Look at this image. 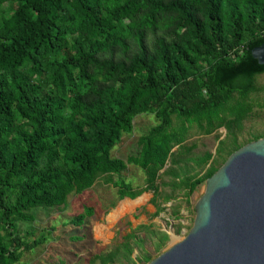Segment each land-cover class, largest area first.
Masks as SVG:
<instances>
[{"label":"trees","instance_id":"obj_1","mask_svg":"<svg viewBox=\"0 0 264 264\" xmlns=\"http://www.w3.org/2000/svg\"><path fill=\"white\" fill-rule=\"evenodd\" d=\"M7 2L15 8L0 9V264H17L22 249L45 242L17 232L16 222L35 220L34 208L64 205L127 164L143 171L145 184L114 182L119 199L159 195L156 180L167 166L172 192L187 203L233 151L263 137L238 141L264 74L251 55L264 43V0H0V7ZM141 113L157 123L139 137V151L112 157ZM192 126L206 135L226 129L219 164L210 152L189 155ZM92 214L85 206L68 223L80 226ZM167 239L160 233L155 247ZM122 251L130 264L152 260L133 259L128 244ZM116 256L97 257L115 264Z\"/></svg>","mask_w":264,"mask_h":264},{"label":"rangeland","instance_id":"obj_2","mask_svg":"<svg viewBox=\"0 0 264 264\" xmlns=\"http://www.w3.org/2000/svg\"><path fill=\"white\" fill-rule=\"evenodd\" d=\"M14 8L13 2H7L0 7L4 15H9ZM255 83L258 91L249 94L254 107L239 130L240 143L247 142L254 135L264 137V74L256 76ZM173 121L175 123L177 119L174 118ZM132 123L131 132H123L120 141L111 149L112 157L126 159L128 155L136 154L140 149L139 137L156 125L157 120L153 113H141L134 117ZM224 133L226 134V129L223 126L210 135L190 129L185 143L194 147L189 155L202 156L204 151L209 150L219 164L225 155L217 154L216 148L219 136ZM164 168L159 171L156 180L159 195L153 198L152 192H143L135 198H143L141 203H131L133 206L116 218H111L110 214L125 200L135 199H119L118 187L114 182L122 180L134 189L145 184L143 171L134 164H127L119 174H113L111 182H106L107 176L103 175L83 192L70 193L64 205L30 210L35 220L16 222L17 232L27 241L41 235H44L46 240L32 249H22L17 264H101L97 256L112 251L117 253L115 264H130V257H123L122 248L125 244L132 246L133 259L144 253L151 254L152 259L155 258L187 234L195 217V202L205 189L204 181L195 188L186 203L182 192H172L170 184L174 179L163 173ZM167 194H172L173 199L165 202L163 198ZM154 203H158L160 211H157ZM85 206L91 207L93 214L86 217L80 226L68 223L70 219L82 213ZM176 210L178 212L175 214ZM27 231L31 234H26ZM162 232L168 234V239L156 248ZM0 233H3L1 229ZM130 233L141 242V246H136L133 239L128 238Z\"/></svg>","mask_w":264,"mask_h":264},{"label":"water","instance_id":"obj_3","mask_svg":"<svg viewBox=\"0 0 264 264\" xmlns=\"http://www.w3.org/2000/svg\"><path fill=\"white\" fill-rule=\"evenodd\" d=\"M264 65V43L251 49ZM187 234L148 264H264V137L233 151L205 180Z\"/></svg>","mask_w":264,"mask_h":264},{"label":"bare ground","instance_id":"obj_4","mask_svg":"<svg viewBox=\"0 0 264 264\" xmlns=\"http://www.w3.org/2000/svg\"><path fill=\"white\" fill-rule=\"evenodd\" d=\"M135 202H138V201H131L127 199L126 201L121 203V205L118 207V209L114 213L110 214V217L112 218L122 212L129 210L131 208V203L135 205Z\"/></svg>","mask_w":264,"mask_h":264},{"label":"crops","instance_id":"obj_5","mask_svg":"<svg viewBox=\"0 0 264 264\" xmlns=\"http://www.w3.org/2000/svg\"><path fill=\"white\" fill-rule=\"evenodd\" d=\"M191 130H195V131H198L199 132V130L196 128V126H192L191 127ZM200 133V132H199ZM213 133H215V131L213 132ZM212 133V134H213ZM208 135H210V134H208ZM201 136H204V135H201ZM225 137V133L223 134V136H219V138H218V141L219 140H222L223 138ZM209 150H207V151H204V153H206V152H208ZM209 152H211V151H209ZM212 153V152H211ZM211 161V160H210ZM210 163V162H209ZM209 164H207V166H208ZM207 166L204 168V170L207 168ZM204 170H202V171H204ZM140 199H135V200H133V201H138V202H135V205L136 204H139V203H141L142 202V200H143V198H141V197H139ZM126 201V200H125ZM133 205H131V207H132ZM121 214V213H120ZM119 215V214H118ZM118 215H116V216H114L113 218H116ZM109 221H110V219H109ZM111 223H112V221H111Z\"/></svg>","mask_w":264,"mask_h":264}]
</instances>
